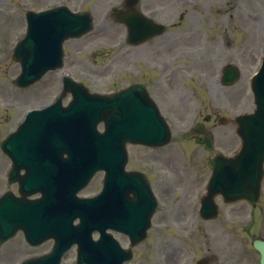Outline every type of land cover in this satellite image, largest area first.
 I'll use <instances>...</instances> for the list:
<instances>
[{
	"label": "rangeland",
	"instance_id": "374dc122",
	"mask_svg": "<svg viewBox=\"0 0 264 264\" xmlns=\"http://www.w3.org/2000/svg\"><path fill=\"white\" fill-rule=\"evenodd\" d=\"M32 1V0H31ZM37 6L43 4V2L47 0H34ZM5 2V1H4ZM35 4V5H36ZM260 6L257 8L252 5V0H244V8H246L249 11L257 10L259 13L263 15L264 20V2L260 3ZM3 5H6L8 9V5L6 3H3ZM34 6V5H33ZM96 8L101 11L104 9V0H99L95 4ZM10 9V8H9ZM8 9V10H9ZM200 9H189L186 11L187 17L186 20L190 21L192 23V20L195 19V14ZM181 11H179L180 13ZM188 18V19H187ZM260 21V20H259ZM260 23V22H259ZM246 21L244 22V32L242 31V37H243V44L244 48H246V42L247 38H249L250 41V30H246ZM249 24V23H248ZM104 26L109 28V30L112 29V24L107 23V21L102 20L96 23L97 30L95 34H98L100 32V29H103L100 27ZM261 26L264 27V21L261 22ZM117 28V27H116ZM122 32L124 31V28H119ZM24 34V26L19 25L18 23H12L7 20H3L0 17V56H4L6 60H8L9 64L5 65L0 68V106H2V103L4 102H14L17 103L15 99H19L22 97V94H19L18 91L15 90L12 80L13 78L19 73V68L17 65H15L11 60V48L14 45V43L19 40ZM114 39H101L102 47H105V49H99L95 51L94 54H92L93 49L88 50L86 47H83L81 54H77L78 65H79V73H84L92 76V78L95 79L96 84L93 86V89L99 90V91H109L112 89H116L121 87V85L128 81H137L142 80L143 76L141 74V70L143 69V60L145 59V54L143 53V46L132 48L130 50L121 48L120 50H115L112 47V41ZM182 43V44H181ZM179 51H186L190 48H193V44L189 43L186 39H182L179 41V43L175 46L178 47ZM171 47V44L169 45V48ZM87 50V51H86ZM92 50V51H91ZM175 52V49L169 50L168 52H165L168 54H173ZM76 55L72 54V51L69 53L68 56V62L71 61ZM201 56V52L199 51L197 55H195L193 58L194 60L199 59ZM251 55L249 52L245 53L243 58V65L241 67L242 71V78L237 86L233 88H222L219 81L220 72L222 70V63L225 62H231L232 60L236 59V55H231L230 53H227L225 56H222L220 54H212L210 56V65L205 64L204 58L200 59L202 67H200V71L205 74V78L208 80L212 79L213 83V96L216 95V97H222L227 100V106L230 111L233 112H243L248 111L252 109V97L250 94V85H249V78L250 74L252 72V59H250ZM215 58V60H214ZM185 61H191L190 58L184 57ZM199 62V60H198ZM193 63H196V61H193ZM197 68H199L197 66ZM131 70V75L128 74V70ZM188 71V68L186 69ZM192 71V70H191ZM191 71L185 72L186 75H190ZM113 73H116L113 74ZM110 74H113L110 76ZM54 75L49 76L46 78V80L42 83L37 85L33 88L34 98L33 100L30 99L29 104H22L19 102V106H31L34 104H41L46 102L50 99V96L52 95V90L54 87H52V80L54 79ZM173 88H175L177 91L175 93L176 96L185 95L184 92H179L178 88L185 91L188 96L190 94L199 95L200 98L193 101V103H190V106L192 108L189 109L194 110H200V107L202 110L207 107V103L204 101L203 94H206L205 91H207V85L206 82L201 81L200 76L194 80L193 77L190 78V76H187L185 80H181V78L176 79L174 82ZM202 86L204 90L202 91L199 86ZM188 88H191V92ZM240 91L241 96L237 98L236 93ZM54 93V92H53ZM192 98V97H191ZM237 98V99H236ZM193 99V98H192ZM29 99L24 98L22 102L27 103ZM212 102V100H211ZM213 101L212 103H214ZM186 109V103L181 102L179 107L176 108V113L174 114V117L176 118V121L179 123L183 122V116L186 112L189 111V109L183 113ZM229 111V114H230ZM227 112L225 111L226 114ZM0 116H2V112L0 111ZM130 168L133 169H140L143 170V160L149 161V164L151 167H149L150 171L152 173H155L157 168L153 165V162L155 160V156L148 155V152L143 150V147L141 146H131L130 147ZM164 154H160V160H163ZM163 166H168L169 164H165L163 161ZM171 167V166H170ZM172 169V168H171ZM263 210H254L252 207H250L246 203L238 204L234 207L228 208L225 210L224 216H222L218 221L215 223L220 224L225 222V216L227 217L228 222H242L245 226H243V232H242V256H247L249 259V262H251V254L253 255L252 261L255 258L254 252L252 251L250 247V243L252 241V238L255 236L264 237V201L262 203ZM233 211H230V210ZM170 216H168L169 218ZM179 216H177L178 219ZM181 224V222H179ZM184 227L186 226H163V228H166L163 232L162 240L159 241V243H156V231H151V239L145 243L143 246H141L138 249V254L136 261L132 264H177V261L179 260L180 256L176 259L174 257V250L175 248H178L179 241L184 242L185 235L183 234ZM221 226H219L220 228ZM199 229L203 228V226H198ZM220 229H217V231H214V233L210 234V237L214 239L213 241L209 239L210 246L214 248L215 252H218L221 254L222 249L224 250V253L227 249H231L230 247L219 245L220 239H222L221 235H216L217 232H219ZM199 234H196L194 238H191V244L192 248L196 251L202 247L201 240L203 242H206V240L199 236ZM218 241V243L216 242ZM19 246H16V248H13L14 256L16 257V252H21L22 250L18 249ZM196 254V253H194ZM200 255H202V252H199ZM71 264V262L67 263ZM228 264H234L232 261H228Z\"/></svg>",
	"mask_w": 264,
	"mask_h": 264
},
{
	"label": "water",
	"instance_id": "95a60500",
	"mask_svg": "<svg viewBox=\"0 0 264 264\" xmlns=\"http://www.w3.org/2000/svg\"><path fill=\"white\" fill-rule=\"evenodd\" d=\"M50 24V23H49ZM48 24V25H49ZM132 23L131 22H129V25H131ZM48 25H47V28H48ZM243 125L245 126L246 125V121L243 123ZM262 171V169L259 171V178H260V176H261V174H260V172ZM246 184H250V185H252V186H254V188L252 187V186H250V185H247L246 186ZM244 185L246 186V188L244 189V191L242 192V193H244L245 191H246V195L247 196H252L254 193V196L252 197V199H254L255 197H256V195H257V191H258V187H259V183L257 182H253V181H251V180H247V179H245L244 180ZM256 246L258 247V248H260L262 251H263V254H264V244H262V243H256Z\"/></svg>",
	"mask_w": 264,
	"mask_h": 264
}]
</instances>
